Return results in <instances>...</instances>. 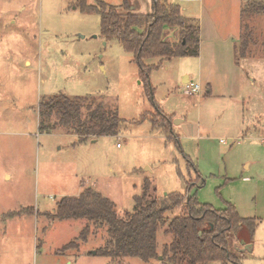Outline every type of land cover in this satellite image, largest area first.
Masks as SVG:
<instances>
[{
	"label": "rangeland",
	"instance_id": "obj_1",
	"mask_svg": "<svg viewBox=\"0 0 264 264\" xmlns=\"http://www.w3.org/2000/svg\"><path fill=\"white\" fill-rule=\"evenodd\" d=\"M102 1L122 6L119 0ZM75 3L0 0V264H173L164 250L173 241L168 224L157 233L159 258L146 263L98 255L109 240L105 227L49 216L63 197H78L83 185L113 201L119 214L132 212L146 179L157 197L185 194L189 187L200 203L217 210L230 203L242 218L258 219L253 251L243 264H264V121L259 118H264V61L247 58L237 64L242 89L235 104L242 110L245 102L246 110L258 114L255 123L246 115L244 124L241 116L226 112L227 101L203 90L196 96L186 91L184 76L199 83L198 57L150 61L158 66L150 74L157 106L172 124L183 120L199 128L188 136L181 124H173L166 136L153 130L152 116L158 124L163 118L145 92L133 56L118 41L104 39L99 14L74 9ZM87 4L95 6L96 0ZM203 5L215 22L218 44L238 43L242 0H203ZM251 25L264 34V11ZM169 40L178 41L179 30L170 31ZM61 94L109 97L125 120L120 134L81 144L63 128L41 131L40 102ZM184 205L167 212L168 221L183 214Z\"/></svg>",
	"mask_w": 264,
	"mask_h": 264
},
{
	"label": "trees",
	"instance_id": "obj_2",
	"mask_svg": "<svg viewBox=\"0 0 264 264\" xmlns=\"http://www.w3.org/2000/svg\"><path fill=\"white\" fill-rule=\"evenodd\" d=\"M74 9L97 13L101 17L102 36L106 41L116 40L133 56L138 66L145 92L154 108L163 118L158 124L151 118L153 130L171 135L172 118L165 115L154 99L155 89L150 74L158 68L149 62L176 58L198 57L200 54V24L184 15L183 9L168 0H152L150 14H138L117 8L102 0L89 6L87 0H76ZM264 11L259 0H243L241 9V35L235 45L237 63L242 59H264V34H258L251 21ZM179 30V40H169L170 31ZM40 130L48 133L58 128L77 135L79 143L99 137L118 136L125 120L121 119L114 102L107 96L69 97L54 95L40 102ZM54 122L49 123L51 120ZM173 139V137H170ZM176 143L179 138L174 137ZM165 194L157 197L149 179L144 181L143 193L135 198L132 212L119 214L116 204L109 198L85 187L78 197H63L51 218L58 220H85L98 228H107L109 240L98 255L112 259L138 258L149 263L158 257L157 233L167 226L166 233L173 241L165 247L166 256L173 264H243L248 252H241L236 244H253L258 219L242 218L230 203L222 210L200 203L195 195ZM185 201L183 214L168 221L167 212ZM87 225L81 238L89 235Z\"/></svg>",
	"mask_w": 264,
	"mask_h": 264
},
{
	"label": "crops",
	"instance_id": "obj_3",
	"mask_svg": "<svg viewBox=\"0 0 264 264\" xmlns=\"http://www.w3.org/2000/svg\"><path fill=\"white\" fill-rule=\"evenodd\" d=\"M119 2L123 9L138 14H150L153 11L152 0H119ZM168 2L173 3L171 0H168ZM194 3H199V6H194ZM182 9L186 17L196 19L200 24L201 42L200 54L198 56L200 59V69L197 79L203 87V92L205 91L206 95L213 99L227 101L225 107L226 112H232L236 114L237 117L241 116L240 121L247 115L250 121L255 123L258 118L256 112L254 113L252 111L249 112L248 109L246 110L244 106L245 102H243L242 110L238 103L235 104L241 96L240 92L242 89V76L239 70H237L239 69V65L237 64L240 63H237L235 57V45L239 43L240 36L238 37V43L232 45L230 48L226 46L222 48L218 44L219 38L216 34L215 22L213 21L211 14L205 9L203 0H185ZM255 61H264V59ZM182 79L184 85L189 81H193L190 79L189 75L184 76ZM249 80L255 82L253 79ZM259 118H262L264 121L263 117ZM244 123L245 121L243 120V124ZM235 124L236 126L241 125L236 122ZM182 127L185 130V134L188 136H195L199 131L198 126L187 124L185 121H183ZM254 127L256 128L257 126Z\"/></svg>",
	"mask_w": 264,
	"mask_h": 264
},
{
	"label": "built area",
	"instance_id": "obj_4",
	"mask_svg": "<svg viewBox=\"0 0 264 264\" xmlns=\"http://www.w3.org/2000/svg\"><path fill=\"white\" fill-rule=\"evenodd\" d=\"M185 89L186 91L191 95V96H196L199 95L202 90L203 87L201 86V84L196 83L194 81H189L188 83H186L185 85ZM119 146V145H118Z\"/></svg>",
	"mask_w": 264,
	"mask_h": 264
},
{
	"label": "water",
	"instance_id": "obj_5",
	"mask_svg": "<svg viewBox=\"0 0 264 264\" xmlns=\"http://www.w3.org/2000/svg\"><path fill=\"white\" fill-rule=\"evenodd\" d=\"M173 124H181V126H183V120H175V123ZM172 124V125H173ZM241 244L244 245V247L241 249L239 244H236L237 248L240 249L241 252H252L253 251V244H245V242L242 240ZM93 254H96V252H94Z\"/></svg>",
	"mask_w": 264,
	"mask_h": 264
}]
</instances>
